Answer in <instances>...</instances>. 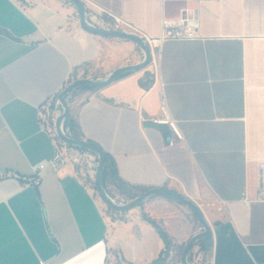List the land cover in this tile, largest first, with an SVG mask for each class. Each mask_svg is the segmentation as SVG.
Wrapping results in <instances>:
<instances>
[{
	"label": "crops",
	"instance_id": "obj_1",
	"mask_svg": "<svg viewBox=\"0 0 264 264\" xmlns=\"http://www.w3.org/2000/svg\"><path fill=\"white\" fill-rule=\"evenodd\" d=\"M81 1L86 13L118 16L150 38L188 3L200 35L152 44L157 68L150 60L67 95L73 133L115 170L105 188L123 202L153 188L179 193L211 228L209 264H264V0ZM143 58L134 42L84 31L69 0H0V264H107L110 247L131 264L159 256L164 242L141 206L110 222L93 174L47 167L37 187L8 174L28 176L52 156L57 138L38 122L49 97L71 79L101 80ZM162 94L182 140L150 121Z\"/></svg>",
	"mask_w": 264,
	"mask_h": 264
},
{
	"label": "built area",
	"instance_id": "obj_2",
	"mask_svg": "<svg viewBox=\"0 0 264 264\" xmlns=\"http://www.w3.org/2000/svg\"><path fill=\"white\" fill-rule=\"evenodd\" d=\"M109 19H105L102 14L97 12H85L87 24L98 26L106 29L120 30L127 33H133L144 39L145 43L150 47H160L162 42L166 40H191L200 38L197 31V25L192 22V18L187 15L179 18L167 19L164 18L161 22L160 32L155 38H150L131 22L118 16L107 13ZM157 68V63L152 57L150 59ZM59 94H55L47 99L41 106L38 114L39 126L42 130L53 133L57 138L54 141V151L50 158L41 160L31 166L32 172L28 176H20L14 172H8L9 175L19 178L25 185L37 187L41 183L43 174L47 167H51L58 172L64 166L71 163L78 169L87 173L95 174V169L98 165V156L86 149L69 146L62 142L56 134L55 123L51 121V117L62 114L63 108L61 101L58 99ZM153 124L166 125L172 131L176 140H182L183 135L178 128L177 122L172 117L169 108L166 104L163 94L161 95L160 113L158 116L150 118ZM52 127V130L50 129ZM63 133L70 136L62 127ZM175 140L171 139L169 144H174ZM263 195V194H262Z\"/></svg>",
	"mask_w": 264,
	"mask_h": 264
},
{
	"label": "water",
	"instance_id": "obj_3",
	"mask_svg": "<svg viewBox=\"0 0 264 264\" xmlns=\"http://www.w3.org/2000/svg\"><path fill=\"white\" fill-rule=\"evenodd\" d=\"M72 4L75 5L77 14L79 17V23L80 27L93 35L101 36V37H107V38H118L123 40H128L131 42H134L144 53L143 60L135 65H127L118 69H115L112 71L108 77L101 79V80H92L90 78H79L73 80L71 83H69L63 90L59 93L58 99L61 101L63 112L62 114L58 115L55 120V131L59 139L64 142L65 144L69 146L79 147L86 150H89L93 153H95L98 156V165L95 169L94 174V182H95V188L96 191L100 197V199L107 204L108 206L112 207L113 209L119 211V212H126L129 211L137 206H139L142 201L151 195L155 196H161L168 199H173L185 206H187L190 211L193 213L195 218L200 222L202 226V231L197 232L193 234L184 244L182 249V254L180 257L181 264H190L187 261L188 251L191 249V247L199 240H202L204 243L210 242L212 238V232L209 224L207 223L201 209L190 199L186 198L185 196L176 193L171 190H167L164 188H153L146 190L139 194L134 199L126 202V203H116L103 189L102 181H101V174L102 170L104 168L105 159L103 152L98 149L96 146L91 144L89 141L79 138H73L67 134L63 133L62 127H63V121L70 118V110L68 107L67 102V95L71 93L73 90H75L78 87L89 85L94 88H101L109 83H111L113 80L118 78L119 76L132 72V71H138L146 67L150 62V46L145 43L144 39L140 36L133 34V33H127L120 30H114V29H106L98 26H91L87 24L86 18H85V5L81 0H69ZM178 15L176 16H168L167 14L164 16L165 18H179L181 16H185L186 9H188L190 6L188 3H178Z\"/></svg>",
	"mask_w": 264,
	"mask_h": 264
},
{
	"label": "rangeland",
	"instance_id": "obj_4",
	"mask_svg": "<svg viewBox=\"0 0 264 264\" xmlns=\"http://www.w3.org/2000/svg\"><path fill=\"white\" fill-rule=\"evenodd\" d=\"M73 80L75 79H71V82ZM74 97V93L67 97L69 108L71 105L75 104L73 103L75 100ZM63 129L67 131L64 127ZM103 189L116 203H126L132 200H128V196H125L124 199L127 201L123 202V200H121L122 196L118 195V191L110 185L106 188L103 187ZM95 195L98 201L101 203L107 219L110 222L116 221L119 218V211L105 204L100 199L96 189ZM140 206L144 211V214L153 218L157 223H159L171 238V253L166 264H181L180 257L183 246L194 233L202 231L200 222L195 218L188 207L173 199L152 196L148 199H144ZM202 244L203 242L199 240L194 243V245L188 251L187 261L190 264H209L206 245ZM107 264H126V261L120 256L119 251L116 248L110 247Z\"/></svg>",
	"mask_w": 264,
	"mask_h": 264
},
{
	"label": "trees",
	"instance_id": "obj_5",
	"mask_svg": "<svg viewBox=\"0 0 264 264\" xmlns=\"http://www.w3.org/2000/svg\"><path fill=\"white\" fill-rule=\"evenodd\" d=\"M125 74H127V73H125ZM81 88H94V87L89 86V85H84V86H81ZM70 121H71V117L63 122V127L68 130L67 132L70 134L71 137H73V138H79L80 139V136H78V135H76V134L73 133L74 129L76 128L75 127L76 125H74V123H71ZM90 143L93 144L94 146H96L98 149H100L96 144H94L92 142H90ZM103 155H104V159H105V164H104V168H103L102 174H101V181H102V186L105 187L104 180L106 178V175L108 174L109 171L112 174H114L115 173V170H114L113 167L111 169V164L109 162V159H108L107 155L104 152H103ZM137 196L138 195H132L130 197V199H134ZM143 217H144V219L147 222H149L156 229L157 233L159 234V236L161 237V239L164 242V248L159 253V256L155 260H153L152 262H150L148 264H166V262L168 261V258L170 257V253H171V246H172V244H171V238L164 231V229L160 226V224L157 223L153 218L147 216L146 214H143ZM209 243L210 242H207V243H204L203 242L204 245H208ZM126 264H131V263L126 261Z\"/></svg>",
	"mask_w": 264,
	"mask_h": 264
}]
</instances>
